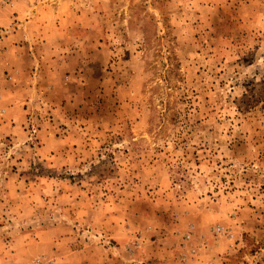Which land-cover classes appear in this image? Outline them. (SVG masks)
<instances>
[{"label": "rangeland", "instance_id": "374dc122", "mask_svg": "<svg viewBox=\"0 0 264 264\" xmlns=\"http://www.w3.org/2000/svg\"><path fill=\"white\" fill-rule=\"evenodd\" d=\"M12 1L0 264H264V0Z\"/></svg>", "mask_w": 264, "mask_h": 264}, {"label": "crops", "instance_id": "0c3cea01", "mask_svg": "<svg viewBox=\"0 0 264 264\" xmlns=\"http://www.w3.org/2000/svg\"><path fill=\"white\" fill-rule=\"evenodd\" d=\"M64 1V2H63ZM68 0H61V2L60 3H62V4H60L59 6H56V10H54V11H52L51 12V17L53 18V17H55V18H62L63 17V15H62V13H61V10H60V7L61 6H63V4H65L66 2H67ZM13 3H12V6H10V8H9V10H10V12H12L11 14H12V16H13V18L14 19H16V20H18L17 22H21V23H19V24H22L23 26H24V24H28L32 19V17H31V15H28V10L30 9L29 7H28V9L25 11V9L24 8H22V6L24 5V4H26V3H28L27 2V0H13L12 1ZM26 2V3H25ZM73 11V10H72ZM30 12L31 13H34V11H33V9H30ZM76 12V11H75ZM15 13H17V15H15ZM70 14V16H71V14H72V12L71 13H69ZM73 16H75L74 15V13H73ZM20 20V21H19ZM18 30H20V28L19 29H17L16 31V33H18ZM81 252H83L82 253V257H84V260L86 259V257H88L87 255H86V253L84 252V250L83 251H81ZM122 258V257H121ZM121 258L120 257H116V256H111V255H109V254H106L105 255V258L104 257H102L101 259H100V261H99V263H95V264H126V262L127 261H125L124 263L121 261ZM150 259H152V257H149ZM125 260H127V258L125 259ZM84 262V261H83ZM86 262V261H85ZM84 262V263H85ZM85 264H88V263H85Z\"/></svg>", "mask_w": 264, "mask_h": 264}]
</instances>
